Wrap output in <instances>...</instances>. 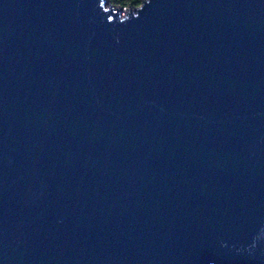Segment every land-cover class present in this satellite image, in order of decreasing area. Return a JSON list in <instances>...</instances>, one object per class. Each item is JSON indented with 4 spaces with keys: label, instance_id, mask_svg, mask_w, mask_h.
Segmentation results:
<instances>
[{
    "label": "water",
    "instance_id": "obj_1",
    "mask_svg": "<svg viewBox=\"0 0 264 264\" xmlns=\"http://www.w3.org/2000/svg\"><path fill=\"white\" fill-rule=\"evenodd\" d=\"M0 264H264V0H0Z\"/></svg>",
    "mask_w": 264,
    "mask_h": 264
},
{
    "label": "trees",
    "instance_id": "obj_2",
    "mask_svg": "<svg viewBox=\"0 0 264 264\" xmlns=\"http://www.w3.org/2000/svg\"><path fill=\"white\" fill-rule=\"evenodd\" d=\"M108 4L119 6V7H127V8H135L139 6L142 0H107Z\"/></svg>",
    "mask_w": 264,
    "mask_h": 264
},
{
    "label": "built area",
    "instance_id": "obj_3",
    "mask_svg": "<svg viewBox=\"0 0 264 264\" xmlns=\"http://www.w3.org/2000/svg\"><path fill=\"white\" fill-rule=\"evenodd\" d=\"M129 10V8H127V7H122V12H124V11H128Z\"/></svg>",
    "mask_w": 264,
    "mask_h": 264
},
{
    "label": "rangeland",
    "instance_id": "obj_4",
    "mask_svg": "<svg viewBox=\"0 0 264 264\" xmlns=\"http://www.w3.org/2000/svg\"><path fill=\"white\" fill-rule=\"evenodd\" d=\"M106 5H107V3H106Z\"/></svg>",
    "mask_w": 264,
    "mask_h": 264
}]
</instances>
